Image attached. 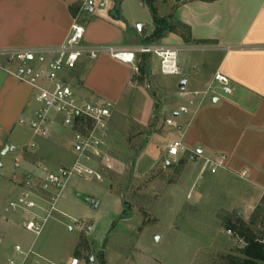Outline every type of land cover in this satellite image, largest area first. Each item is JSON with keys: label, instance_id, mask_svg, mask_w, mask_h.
Returning <instances> with one entry per match:
<instances>
[{"label": "crops", "instance_id": "1", "mask_svg": "<svg viewBox=\"0 0 264 264\" xmlns=\"http://www.w3.org/2000/svg\"><path fill=\"white\" fill-rule=\"evenodd\" d=\"M86 1L0 0V49L60 46L68 39L75 19L79 23L81 19L84 21L85 45L125 49L155 45L183 49L177 61L182 71L179 76L190 73L182 80L187 84L180 98L186 103L179 109L173 103L169 120L173 125L167 123L171 135L183 142L174 162L185 159L191 170L199 166L201 174L220 164L212 173L231 175L243 191L239 192L240 199L232 203L234 207L226 210L240 211L242 220L252 219L256 205L264 198V0H170L172 7L175 6L170 14L165 13L166 6L160 7L158 0L153 3L155 14L146 0H111L106 9L74 12L73 9ZM155 17L167 22L163 34L158 33ZM203 46L210 50L207 57L195 59L188 54L193 47ZM229 46L236 48L225 50ZM151 59L150 55H138L133 64H127L106 55L97 60L85 57L66 69L64 79L82 100L113 103L114 115L127 95L138 92L140 87L136 82L145 73L154 75ZM211 65V72L207 73ZM218 75L227 78L230 93L216 82ZM188 86L192 91L186 92ZM148 98L145 107L151 111L154 102ZM33 102V89L0 68V143L18 123H24L27 115L31 120L34 118L37 107H32ZM182 108L188 112L182 113ZM58 128L53 130L51 138L42 139L39 154L52 159L39 164L42 178L45 177L44 163L54 168L56 164H72L75 158L73 148H69V145L72 147L70 133ZM106 142L107 148L126 147V139L125 143L119 142L112 134H107ZM2 145L5 147L4 142ZM32 147L37 149L36 144ZM165 158L173 160L168 154ZM14 215L10 209L0 208V233L12 226L14 230L9 236L21 243L11 248L6 242L0 253V264L16 256L17 246L35 254L30 255L26 264H68L72 259L87 264L83 257H75L79 242H75L65 260L49 262L46 251H34V242L31 244L26 233L18 231L25 229V222L35 217L42 220L45 216L30 214L21 224ZM25 232L32 234L26 229Z\"/></svg>", "mask_w": 264, "mask_h": 264}, {"label": "rangeland", "instance_id": "2", "mask_svg": "<svg viewBox=\"0 0 264 264\" xmlns=\"http://www.w3.org/2000/svg\"><path fill=\"white\" fill-rule=\"evenodd\" d=\"M158 2L160 7L166 6V14L175 9L170 0ZM80 24L84 26L83 19ZM193 49L188 54L195 59L210 54L206 46ZM150 56L154 75L145 73L140 77L141 81L136 82L140 87L138 92L127 95L118 104L108 125V135L112 134L122 143L126 139V147L108 146L110 167L99 162L92 164L102 182L96 177L74 176L58 196L37 239L25 229H18L26 233L31 244L34 242V251H46L49 262L69 257L75 242H79L75 257H83L87 264L92 261L95 264H228L227 257L239 255L238 251L245 247L242 240L227 230L239 223L241 212L227 211L240 199L242 189L238 180L220 171L213 174L217 166L201 174L199 166L191 170L185 159H178L176 163L165 158L171 145L177 142L167 125L172 117L171 106L174 103L179 109L186 103L180 98L183 92L178 86L190 73L164 75L161 59L154 54ZM211 67L206 69L207 73ZM190 91L192 88L188 86L186 92ZM146 98L154 102L151 111L146 110ZM32 107H37L34 102ZM30 122L27 115L23 124L18 123L3 136L1 142L5 147L0 143V208L9 209L11 202L27 194L37 204L30 213L10 210L21 224L30 214L46 217L58 194L44 188L38 166L52 159L40 156L44 140L34 136ZM14 146L16 150L12 151ZM69 148H73V143ZM6 149L9 151L4 154ZM167 162L175 167L168 168ZM70 165L56 164L52 168L44 163L42 172L46 175L48 169L53 172L58 166ZM89 199L95 200L98 206L92 207ZM123 213L126 216L121 218ZM254 213L259 217L253 229L264 239V198ZM242 221L248 225L251 219ZM13 230L9 226L0 233V253L7 243L11 248L21 244L18 238L9 236Z\"/></svg>", "mask_w": 264, "mask_h": 264}, {"label": "built area", "instance_id": "3", "mask_svg": "<svg viewBox=\"0 0 264 264\" xmlns=\"http://www.w3.org/2000/svg\"><path fill=\"white\" fill-rule=\"evenodd\" d=\"M111 0H87L79 7L80 11L87 8L106 9ZM85 28L75 19L71 26L68 39L60 46L32 49H0V68L10 77L33 89V99L37 106L35 116L30 122L34 136L42 139L52 137L53 130L60 127L70 133L73 143L75 159L68 167L57 168L47 172L43 178L44 188L58 192L51 203L47 216L39 220L37 217L24 223V228L36 238L42 233L46 218L55 208L60 193L68 186L74 177L91 178L102 182L96 174L92 164L102 163L110 167L111 157L108 153L106 138L110 119L115 106L111 102H95L82 100L77 97L73 89L64 79L67 68L74 67L82 58L97 60L101 56L133 64L138 55H156L161 59V70L165 75L179 76L182 74L178 66L179 48H166L155 45H142L132 49L114 46H89L84 44ZM236 47H226L231 51ZM203 48L201 50H204ZM4 63V64H3ZM216 82L230 93L227 78L218 75ZM187 113L186 108L181 109ZM169 125H173L168 121ZM183 148L182 141L173 143L168 156L173 160ZM220 166V164H216ZM16 167H20L17 163ZM30 195H22L9 204L12 211L23 210L31 212L37 208L36 202ZM81 225V223H79ZM83 225V224H82ZM81 225V227H82ZM72 231V228L69 229ZM15 257L9 258L5 264H26L32 251L25 252L20 246L15 248ZM68 264H79L78 259H72Z\"/></svg>", "mask_w": 264, "mask_h": 264}, {"label": "trees", "instance_id": "4", "mask_svg": "<svg viewBox=\"0 0 264 264\" xmlns=\"http://www.w3.org/2000/svg\"><path fill=\"white\" fill-rule=\"evenodd\" d=\"M155 0H146V3L151 8V11L155 14L153 3ZM74 12L78 11L79 8L73 9ZM155 22L159 28V34H163L164 28H167L166 20H161L155 17ZM126 215L123 213L121 218ZM258 213H255L248 225H246L239 216V223L236 226H230L227 230L231 231L235 238H239L245 243V247L238 251L239 255H230L227 257L228 264H264V239L263 235L258 237L254 231L256 225V219Z\"/></svg>", "mask_w": 264, "mask_h": 264}, {"label": "water", "instance_id": "5", "mask_svg": "<svg viewBox=\"0 0 264 264\" xmlns=\"http://www.w3.org/2000/svg\"><path fill=\"white\" fill-rule=\"evenodd\" d=\"M92 10H93V9L90 8V11H92ZM186 84H187L186 81H182V82L179 84V89H180L182 92H185ZM11 150L13 151V150H15V148L12 147ZM8 151H9V150L6 149V151L4 152V154H6ZM200 153H201V152H200ZM1 167H2V165L0 164V168H1ZM167 167H168V168H174L175 165L172 164L171 162H167ZM88 203H89L92 207H97V206H98V204L96 203V201L93 200V199H89V200H88ZM156 241H157V242L159 241V238H158V237H156Z\"/></svg>", "mask_w": 264, "mask_h": 264}]
</instances>
